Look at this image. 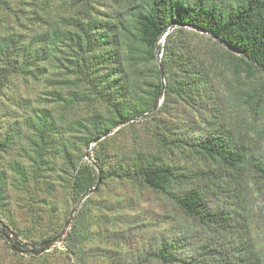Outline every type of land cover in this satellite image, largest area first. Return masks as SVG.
I'll return each instance as SVG.
<instances>
[{
    "label": "trees",
    "instance_id": "16d2710c",
    "mask_svg": "<svg viewBox=\"0 0 264 264\" xmlns=\"http://www.w3.org/2000/svg\"><path fill=\"white\" fill-rule=\"evenodd\" d=\"M8 2L0 0V9L8 10ZM125 2L109 14H100L99 18L88 10L89 0L76 1L72 5L74 15L58 16L57 19L49 16L50 1L36 2L33 4L38 11L31 13L34 15L33 28L23 35H0V87H4L8 78L13 76H29L33 80L44 78L45 65L51 64L58 71L53 75L54 79L48 80L58 90L50 93L48 103H55L65 111L99 103L109 113L104 116L94 112L87 119L67 123L63 129L50 111L38 110L26 122L34 137L32 165L25 169L17 163H10L9 169L19 183L26 182L28 175L39 179L42 172L51 170L49 156L54 155L68 167L72 166L71 189L76 200L84 197L97 183L108 179L139 181L153 191L164 193L185 216L204 230V235L197 238L192 229L181 231L178 242L187 245L186 250L181 251L185 255L176 251L178 243H169L162 237L155 239V246L148 254L161 264H263L260 252L247 237V218L240 208L209 209L204 190L196 186L178 190L192 184L198 177L224 179L218 170L228 175L221 188L233 196L236 186L242 194L250 178L264 184V160L237 139L232 130L222 125H209L206 134L198 139L179 137L169 142L180 144L200 159L212 163L216 170L208 173H185L161 163L156 156L141 153L110 165L107 155L99 152L92 165L74 166L71 138L73 133L80 134V137L75 135L77 140L89 149L94 139L156 109L164 112L166 104L173 100L188 106L206 104L210 98L208 65L196 57L187 38L181 36L183 28L216 39L228 50L233 65L247 77L257 71L264 73V0ZM170 27L173 29L164 36ZM158 55L159 65L151 70L158 83L150 84V90L139 95L134 79L141 68L157 62ZM62 87L67 88L65 94L60 90ZM161 98L162 105L158 107ZM16 134L5 135L0 141V153L12 149ZM105 138L95 145L100 148ZM2 178L0 175V180ZM3 194L4 187L0 183V200ZM71 236L69 233L68 239ZM0 237L14 257L19 254L29 256L27 261L26 258H15L11 264H45L42 255L53 242L60 240L47 237L41 243L54 241L37 248L38 245L22 242L19 234L1 220ZM197 240L200 243H191ZM109 261L111 264L122 263L117 254L111 255Z\"/></svg>",
    "mask_w": 264,
    "mask_h": 264
},
{
    "label": "rangeland",
    "instance_id": "374dc122",
    "mask_svg": "<svg viewBox=\"0 0 264 264\" xmlns=\"http://www.w3.org/2000/svg\"><path fill=\"white\" fill-rule=\"evenodd\" d=\"M8 1V10L0 9V35H23L33 28L34 15L31 13L38 11L33 3L44 0ZM45 1L52 3L49 16L57 19L58 16L74 15L73 3L82 0ZM125 1L89 0L91 7L88 10L100 18V14H109L115 7L126 4ZM181 36L187 38L196 57L208 65L210 98L206 104L188 106L173 100L166 104L164 112L156 109L143 118L113 129L100 148L94 143L86 149L76 138L80 134L73 133L71 152L74 166L92 165L99 152L107 155L110 165L141 153L156 156L161 163L185 173H208L215 169L212 163L200 159L180 144L169 142L179 137L198 139L206 134L209 125H222L232 130L237 139L264 160V73L257 71L247 77L233 65L226 47L209 34L183 28ZM159 59L160 55L150 67L141 68L134 79L139 95L149 91L150 84L158 83L151 70L158 67ZM45 69L44 78L33 80L29 76H13L8 78L4 87H0V141L7 133H17L12 149L0 153V175L3 176L0 183L4 187L0 200L1 222L19 234L22 242L32 245H39L47 237H58L60 240L53 242L42 255L45 264H111L109 257L113 254L120 256L121 264H161L148 254L159 237L172 244L178 243L176 251L185 255L181 251L186 250L187 245L178 242L181 231L192 229L200 238L204 230L185 216L167 195L153 191L139 181L108 179L95 185L91 194L76 200L71 189L72 166L68 167L53 155L49 156L50 171L42 172L39 179L28 175L26 182L19 183L9 164L17 163L25 169L32 165L34 137L26 122L38 110L50 111L63 129L67 123L87 119L94 112L109 116L99 103L80 105L71 111L48 103L50 93L58 90L50 85L48 79H54L53 75L58 70L51 64H46ZM160 81L164 87L162 77ZM60 90L65 94L67 88ZM162 100H159L158 107ZM218 172L224 179L228 177L224 171ZM206 178L198 177L192 184L178 190L185 191L195 186L204 190L209 209L240 208L247 218V237L260 252L264 264V184L250 178L242 194L236 186L233 196L221 188L224 179ZM69 233H72L70 239ZM15 258H26L27 261L29 256L21 257L19 254L14 257L8 244L0 237V264H11Z\"/></svg>",
    "mask_w": 264,
    "mask_h": 264
},
{
    "label": "water",
    "instance_id": "95a60500",
    "mask_svg": "<svg viewBox=\"0 0 264 264\" xmlns=\"http://www.w3.org/2000/svg\"><path fill=\"white\" fill-rule=\"evenodd\" d=\"M171 29H173V27H170V28L164 33V36H165L166 33L169 32ZM159 71H160V77H163V72H162V70H161V66H159ZM108 135H109V133H105V134L101 135L100 137L94 139L93 143H97L98 141L103 140V139H104L105 137H107ZM97 184H98V183H97ZM97 184H96V185H97ZM95 188H96V186H95L93 189L89 190L88 193H87L86 195L91 194V193L95 190ZM53 241H54V240L45 241V242L39 244V245L36 246V247H37V248H43V247H46V246H48L49 244H51Z\"/></svg>",
    "mask_w": 264,
    "mask_h": 264
}]
</instances>
